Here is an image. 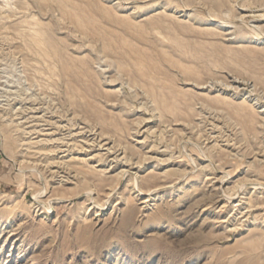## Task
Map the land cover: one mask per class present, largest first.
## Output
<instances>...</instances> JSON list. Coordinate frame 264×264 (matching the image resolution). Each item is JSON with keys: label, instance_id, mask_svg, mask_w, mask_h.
<instances>
[{"label": "rangeland", "instance_id": "374dc122", "mask_svg": "<svg viewBox=\"0 0 264 264\" xmlns=\"http://www.w3.org/2000/svg\"><path fill=\"white\" fill-rule=\"evenodd\" d=\"M0 264H264V0H0Z\"/></svg>", "mask_w": 264, "mask_h": 264}, {"label": "bare ground", "instance_id": "6f19581e", "mask_svg": "<svg viewBox=\"0 0 264 264\" xmlns=\"http://www.w3.org/2000/svg\"><path fill=\"white\" fill-rule=\"evenodd\" d=\"M132 25V24H131ZM81 29V28H80ZM31 110V109H30Z\"/></svg>", "mask_w": 264, "mask_h": 264}]
</instances>
